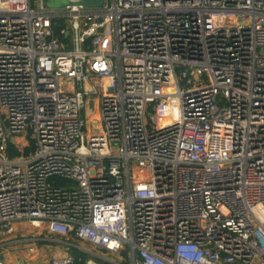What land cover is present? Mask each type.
<instances>
[{
    "label": "built area",
    "instance_id": "2783aa9c",
    "mask_svg": "<svg viewBox=\"0 0 264 264\" xmlns=\"http://www.w3.org/2000/svg\"><path fill=\"white\" fill-rule=\"evenodd\" d=\"M18 222L103 253L44 264H264V0H0V264Z\"/></svg>",
    "mask_w": 264,
    "mask_h": 264
},
{
    "label": "rangeland",
    "instance_id": "374dc122",
    "mask_svg": "<svg viewBox=\"0 0 264 264\" xmlns=\"http://www.w3.org/2000/svg\"><path fill=\"white\" fill-rule=\"evenodd\" d=\"M6 136L10 141L17 143L19 146L24 147L28 145L27 136L20 138L11 137L7 132ZM14 227V239L24 240L32 238L34 242L29 245H17L10 248L8 258L12 264H15V261H22L23 264H44L50 258L63 256L64 253L68 251V247L66 246L67 243L86 253L103 254L101 251L93 249L86 243L73 240L66 241L61 237L49 236L46 234L45 229L33 228L28 223L18 222ZM28 247H32V253L27 251Z\"/></svg>",
    "mask_w": 264,
    "mask_h": 264
},
{
    "label": "trees",
    "instance_id": "16d2710c",
    "mask_svg": "<svg viewBox=\"0 0 264 264\" xmlns=\"http://www.w3.org/2000/svg\"><path fill=\"white\" fill-rule=\"evenodd\" d=\"M58 25L59 26L57 28H54L57 35H59V29L61 27H63V22L62 21L58 22ZM62 38H64V37H62ZM32 149H33V142L31 140H29L28 146L26 148H23L21 151L17 150L15 148V145L10 140L8 141V156H9V158H15L21 154L26 156L32 151ZM71 252H72L74 258L76 259V264H83L87 259H89L88 255H86V254H84L78 250L72 249ZM78 259H80L81 261L77 262Z\"/></svg>",
    "mask_w": 264,
    "mask_h": 264
},
{
    "label": "water",
    "instance_id": "95a60500",
    "mask_svg": "<svg viewBox=\"0 0 264 264\" xmlns=\"http://www.w3.org/2000/svg\"><path fill=\"white\" fill-rule=\"evenodd\" d=\"M105 0H81L78 3H71L66 0H44V6L48 9H61L66 6H82L84 8L101 7ZM1 259V258H0Z\"/></svg>",
    "mask_w": 264,
    "mask_h": 264
},
{
    "label": "bare ground",
    "instance_id": "6f19581e",
    "mask_svg": "<svg viewBox=\"0 0 264 264\" xmlns=\"http://www.w3.org/2000/svg\"><path fill=\"white\" fill-rule=\"evenodd\" d=\"M5 2H6V1H4V3H5ZM165 124H167V123H163V122H162V123L160 124V126H163V125H165Z\"/></svg>",
    "mask_w": 264,
    "mask_h": 264
},
{
    "label": "crops",
    "instance_id": "0c3cea01",
    "mask_svg": "<svg viewBox=\"0 0 264 264\" xmlns=\"http://www.w3.org/2000/svg\"><path fill=\"white\" fill-rule=\"evenodd\" d=\"M21 261H17V263L19 264Z\"/></svg>",
    "mask_w": 264,
    "mask_h": 264
}]
</instances>
